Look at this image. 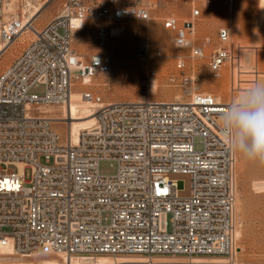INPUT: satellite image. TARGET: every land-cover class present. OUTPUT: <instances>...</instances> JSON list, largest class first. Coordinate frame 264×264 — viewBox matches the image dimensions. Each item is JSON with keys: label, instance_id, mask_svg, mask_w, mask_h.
<instances>
[{"label": "built area", "instance_id": "built-area-1", "mask_svg": "<svg viewBox=\"0 0 264 264\" xmlns=\"http://www.w3.org/2000/svg\"><path fill=\"white\" fill-rule=\"evenodd\" d=\"M158 2L64 0L45 26L30 22L32 38L0 74V246L13 255L237 264V158L217 127L230 102L202 91L201 78L231 67L239 85L248 82L242 75L257 81L260 72L243 67L250 56L231 41L228 26L218 28L212 50L209 37L195 40L204 14L219 5L230 12L234 0H187L190 17L170 18L174 45L190 49L196 62L189 67L179 58L178 75L169 77L181 100L105 102L84 88L111 72L104 49L124 33L122 24L150 21ZM6 14L0 0V43L7 50L28 18ZM91 24L100 51L82 54L74 39ZM138 56H150L147 43ZM75 91L97 105L94 124L77 142L63 138L40 109L60 107L67 118ZM104 160L116 162L115 173L101 172Z\"/></svg>", "mask_w": 264, "mask_h": 264}, {"label": "rangeland", "instance_id": "rangeland-1", "mask_svg": "<svg viewBox=\"0 0 264 264\" xmlns=\"http://www.w3.org/2000/svg\"><path fill=\"white\" fill-rule=\"evenodd\" d=\"M30 1H33V5L40 2L44 6L38 17L34 19V25L38 28L45 26L55 18L64 2V0ZM186 3L187 0H159L150 21L123 23L124 33L104 49L112 57L111 72L96 77L90 83L91 86H84V88L93 92L94 95L102 96L105 102L138 101L141 96L148 101L180 99L183 94L178 87L169 83V77L171 74L178 75L179 58H182L187 66L190 65L189 67L196 62L189 58L190 49H180L174 45L175 32L168 23L170 18L182 23L190 17L191 8ZM28 8L27 0H6L4 2V9L8 10L6 19L12 15L28 16L26 12ZM203 17V22L196 32V42L209 37L211 44L208 45V49L212 50L218 45L216 38L218 28L228 26L231 31V41L235 46H242L244 47L242 50H246L244 58L247 59L249 57L247 54H251L246 61L243 60V67L247 70L250 68L254 70L257 67L260 72L257 81H264V0H234L230 12H226L219 5L205 13ZM92 26V24L89 25L88 30L78 33L74 39L75 48L82 54L100 51L91 34ZM30 34V37L20 36L15 43L0 54V74L22 53L32 38V33ZM142 43H147L150 49V56L146 59L138 56V48ZM231 69V67L228 68L226 74L223 73L220 77H215L205 71L206 73L201 78V90L211 91L222 101L231 102L240 88H246L250 86V81H255L254 75L244 74L241 78L248 82L237 85L233 82ZM56 110L59 116L65 118V111ZM68 122L69 120L65 119L53 123L63 138L67 136L65 131L68 128ZM236 158V204L239 205V212L236 215L237 232L235 231L238 248L236 263L264 264V165L246 160L239 153H236ZM40 162L43 163L45 160L41 158ZM116 169L117 164L114 161L104 160L100 163V170L104 174H113ZM10 170H15V168L10 167ZM30 171L26 169L27 179L30 177ZM21 256L14 254L12 260L4 259L2 264L36 263L45 258H55L40 255L31 258ZM113 259L129 260L115 257Z\"/></svg>", "mask_w": 264, "mask_h": 264}, {"label": "clouds", "instance_id": "clouds-1", "mask_svg": "<svg viewBox=\"0 0 264 264\" xmlns=\"http://www.w3.org/2000/svg\"><path fill=\"white\" fill-rule=\"evenodd\" d=\"M217 127L234 152L264 165V81L240 89L219 113Z\"/></svg>", "mask_w": 264, "mask_h": 264}, {"label": "bare ground", "instance_id": "bare-ground-1", "mask_svg": "<svg viewBox=\"0 0 264 264\" xmlns=\"http://www.w3.org/2000/svg\"><path fill=\"white\" fill-rule=\"evenodd\" d=\"M5 1L6 0H4V2ZM48 1L49 0H46V2H48ZM27 3H28V7H29L28 11H26L28 13V16L24 17L25 20L28 18V21L26 24L27 28H25L23 30V32L20 36L24 35L25 37H30L31 36V34H30L31 31L29 30L30 22L33 21L36 17H38V15L41 13L44 6L40 2L37 5H33L32 4L33 1L31 2L30 0H27ZM7 6L8 5L6 4V9H7ZM25 10L26 9L24 8V11ZM6 13H8V10H6ZM4 51H6V48L0 44V54H2ZM247 55L250 56L251 54L248 53ZM243 80H246V79H243ZM240 89H244V88H240ZM139 99L140 100H138V102H140V103H145L148 101L144 96H141V98H139ZM177 100H181V99H177ZM161 102H170V101L162 100ZM54 108L61 109L60 107H51V106L50 107H42L40 109L43 112H45L47 117L50 118L51 120H53V122L58 121V120L63 121L65 119H68L69 120L68 128L66 129L65 134L67 135V137L72 138V140L74 142H77L78 137L82 133V131H85L88 128H90L95 122L94 113H95V110L97 109V105H95L89 99L83 97L82 93L80 91H75L72 94V104H71V108L69 109V114H68L67 118H64L63 116L62 117L59 116L56 113L57 110ZM235 209H236V215H237V213L239 212V205L236 204ZM236 232H237V229H236ZM236 232H235V236H237ZM12 256H14V255H13L12 249L10 247L0 246V264H2L4 259H11L12 260ZM61 256L63 257L64 255H61ZM21 257H28V256L22 255ZM118 260L113 259V257H111V256L103 255V256H98L92 260L81 259V258H76V257H73L72 259H70V258L66 259V257H64V260H61L58 258H45V259H42L36 263L35 262H31V263L22 262L19 264H62L65 262H67V264H124V263H129L131 261H134L132 259L121 260V261H118ZM171 261H174V260H165V263H170ZM15 263L17 264V262H15ZM15 263L13 262L12 264H15Z\"/></svg>", "mask_w": 264, "mask_h": 264}]
</instances>
